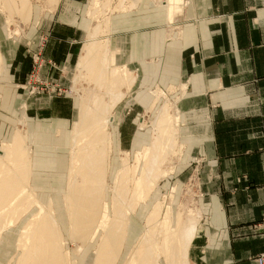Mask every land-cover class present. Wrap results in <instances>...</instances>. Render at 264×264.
Returning a JSON list of instances; mask_svg holds the SVG:
<instances>
[{"label":"crops","instance_id":"crops-1","mask_svg":"<svg viewBox=\"0 0 264 264\" xmlns=\"http://www.w3.org/2000/svg\"><path fill=\"white\" fill-rule=\"evenodd\" d=\"M82 2L59 0L52 15L37 19L33 37L47 34L49 41L43 52L47 60L60 66L74 61L78 65V45L86 31V19L78 14ZM183 3L181 12L185 11L175 40L179 71H168L165 64L166 73L159 81L168 89H179L175 103L180 113V139L186 146L180 172L200 159L203 191L199 202L205 218L192 243V259L195 264H257L255 257L264 251V0ZM116 20L119 23L122 18ZM1 29L0 25L7 72L0 80L22 86L29 80L32 60L15 46L17 41L8 30V41L2 40ZM116 31L115 36L123 35ZM129 42L131 38L127 48ZM171 45L165 48L164 61L168 49L172 53ZM143 59H149L147 63L156 60ZM50 69L52 65H47L42 74L48 76ZM9 86L13 85L2 88L0 101V146L13 140L25 119L33 151L30 185L38 198L55 200L60 209L69 173L76 100L66 94L20 92V88ZM9 111L18 113L13 124ZM118 146L121 144L115 148ZM11 232L3 234L2 247L9 244Z\"/></svg>","mask_w":264,"mask_h":264},{"label":"bare ground","instance_id":"bare-ground-1","mask_svg":"<svg viewBox=\"0 0 264 264\" xmlns=\"http://www.w3.org/2000/svg\"><path fill=\"white\" fill-rule=\"evenodd\" d=\"M33 1L0 0V10L10 12L8 24H15L18 14L27 25ZM113 1L92 0L90 18L99 20L98 11L108 9ZM183 2L160 0L158 3L166 7L170 24ZM144 3L145 0H120L112 6V15L104 19L105 27L99 23L89 31L74 79L76 84L82 81L94 84V89L81 97L79 118L73 125L70 140L67 187L62 196L74 255L82 257L86 247L98 238L92 264H120L128 245L132 214L176 171L175 157L183 147L179 134L180 113L175 104L166 101L152 121L149 144L133 160L128 153H121L122 168L114 183H110L114 143L110 122L117 105L130 94L137 78L128 66L115 64L111 54L110 37L115 32L111 17L130 13ZM118 41L122 46L126 42L123 38ZM2 68L0 50V75ZM160 93L147 114L156 106ZM27 134L24 128L17 129L13 140L0 147V242L3 234L16 226L20 216L30 215L34 211L30 210L32 207L38 208L22 226L16 253L8 264H79L72 256L73 251L66 247V233L53 201L44 205L30 185L33 151ZM173 198L172 194L168 203L158 202L149 211L144 233L129 248L121 264H191L190 250L203 214L193 199L186 203L178 201L176 206Z\"/></svg>","mask_w":264,"mask_h":264},{"label":"rangeland","instance_id":"rangeland-1","mask_svg":"<svg viewBox=\"0 0 264 264\" xmlns=\"http://www.w3.org/2000/svg\"><path fill=\"white\" fill-rule=\"evenodd\" d=\"M35 1L37 0L33 1V14L31 18L32 21H30L31 23H29L28 26H26V22L23 21L24 20L22 19L23 17L21 15L19 16L18 14H16L15 16V24L13 23L8 24V17L10 15L9 14L10 12L6 11L4 8L3 10H0V22L2 21L0 25L2 27L1 30L3 31L2 40L8 41V38H9V35L7 33V30H8L10 35L14 36V38L17 41L15 46H19V50L21 49L23 50V52H25V54L27 53V56H29V58L32 60V70L30 71L29 76H28L29 80L25 82L22 86H18V85L16 86L15 83L13 82L7 83L3 79L0 80V101H2L3 99V97H1V95L3 94L2 88H4L7 84L13 85L9 87L11 89L14 88V90L20 88L21 89L20 92L27 90L28 92L33 91L35 93L46 92V93H53V94H66L68 96L73 97V99L76 100V104H77V110H76L75 116L72 119L73 124L71 123L72 124L71 128L73 130V125L79 118L78 110H80L81 97L85 95L86 92H89V90H91L92 88L94 89V84H90L87 81H82L81 83H77V84L74 82V78L78 74L77 65L75 64V61L74 63H72V65H66L67 68H65L66 67L65 65L60 66L59 64L56 63V61H53V60L49 61L43 56L44 49L49 40H48L47 34L45 33L42 34L40 38L38 37V39L36 38L34 39L33 34L36 29L35 25L37 24V21H38L37 19H39V17L48 18L50 15H52V12L56 10L59 3L55 4L54 2H51L52 0L51 1L50 0H47V1L38 0L37 2ZM48 1H50L52 4L49 3ZM82 1L83 2L81 5V10H80V13L78 14L80 15L82 14V17L86 19L85 20L86 21V27H85L86 31L85 30L83 31L84 37L78 45V52L81 48L80 55L84 49V44L88 41L87 36H88L89 31L93 27H95V25L97 26L99 23L102 24L104 28L105 27L104 19L108 18L107 16L110 17L112 15L111 14L112 8L115 7L119 3L120 0H114L112 3L113 5L111 4V6L108 9H105V10L101 9V11H98L99 15L101 13L100 18H98L99 20H92L89 16V12L93 6L92 0H82ZM158 3L160 4V0H145V3L143 4V6L134 8L133 11L130 13L115 14V16L111 17L112 24H113L112 27L114 31L118 29V31L116 32L123 34V35L115 36L113 32V34L110 37L111 38V54L113 55L115 64H117L120 67L128 66L130 71L136 74L137 78H138V74H137L138 72L140 75L138 82L136 78L135 82L137 83H135L130 94L127 95L120 102V104L117 105V108L114 110V119L110 122V131L112 133V137L114 141L113 154L111 157L113 159V166H111V174L109 178L111 184L114 183L118 170L122 168L121 153L123 152L128 153L130 158L133 160L136 153L138 151H141L144 146L149 144L152 131H153L152 121L155 119V116L158 110L161 108V106L166 101L170 105H173V104L176 105L175 97L178 95L179 92L177 91L179 89L177 90H175L174 88L168 89V86L166 87L162 85L159 79H162V77L166 73L165 66H164L165 64H168V71L169 70H172V72L179 71L178 69L179 61L176 55L177 51H176V45H175L176 41L175 40L178 37L179 28L181 27L180 26L181 19L183 17L181 16V14H183L185 10L183 12H181V9L177 11L178 14L176 13L173 18V23L175 24V26H173V24H170L167 20L166 7L160 6ZM18 6H20V4ZM121 18H122V21H119L118 23L116 19H121ZM118 24L120 25L119 28H117ZM170 25H172L171 28H170ZM173 27L175 28V30L172 29ZM16 28L19 29L18 33L15 32ZM173 31L174 33H172ZM127 36L129 38V41L131 38V42H129L128 48H127V41H128ZM120 38H123L126 40L123 46L118 41V39ZM172 41H173V44L171 45ZM167 44L171 45V46H168V48L169 47L171 48L172 53L170 54V51L168 49L167 60L164 61V57H165L164 51H165V48L167 47ZM34 46H36L37 50L32 49V48H35ZM0 50L2 53V67H3L2 68L3 72L0 75L1 77L7 72V70H4V62H5L4 57L5 56H3L4 54L2 51L3 50L2 47H0ZM131 54H132V57H131ZM143 57L154 58L156 60H154L151 63H147L149 62V59L144 60ZM12 62L13 60L9 62V64H11ZM47 65L49 67L50 65H52V70L50 69V72L52 71V73L49 74L48 76L45 74H42L43 68L46 67ZM144 76H145V79L142 80ZM158 93H160L161 96L156 106L154 107V109L152 110L150 114H147V110L150 109L152 105L155 103V101L157 100ZM117 112L118 114L120 113L118 117H117L118 115ZM9 113L10 115L8 114V116H11V123L13 124V121L16 120L18 113L16 111L15 112L9 111ZM23 120H24L23 123L25 125L26 120L25 119ZM24 125L23 127H17L16 129L18 128L25 129ZM179 133H180V130H179ZM27 135H28L27 136L28 142L32 143L30 134L28 133ZM8 142H3L2 145ZM118 143L121 144V147L118 146V148L116 149L115 147H116V144ZM180 143L183 144V147L179 151L180 153H178L177 156L175 157V159L177 160V161L175 160L176 166H177L176 171L172 173L171 175H169V177L166 178L164 181H162L158 189H156V191L154 192L152 197L148 200V202L146 204H142L138 208V210L132 214V224L130 228L128 229L129 231L128 232V245L125 250L126 252L124 253L125 257L123 256L120 259L121 260L120 264L123 262L124 258H126L129 248L144 233L146 216L149 213V211L152 210L155 204H157L158 202H161L164 204L168 203L170 201L171 195L173 194L174 195L173 200L176 206L180 201H183L184 203H186L188 201L192 202L194 200V202L197 204L198 208L200 209L199 197L202 194L201 191H203L202 189L203 184L201 183V180L199 178L200 177L199 172L201 169V166L199 163L200 159L196 160L194 164L188 166L187 168L184 166L182 168V170L184 171L180 172L179 166H180L181 161L183 160V156H184L185 148H186L185 144L182 143L181 139H180ZM2 145L0 147H2ZM68 150H69V155H70V143H69ZM117 160H118V164L117 162H115ZM32 185L34 186L33 183ZM189 186H191L190 192L188 191ZM65 188H66V185L64 189ZM63 191L65 192V190ZM63 193L61 191L62 203L61 204L59 203L60 209H57L55 200H52V199L50 200L53 201L54 207L56 208L57 213H58V217L64 226V230L66 233V240L68 242L66 247L73 251L74 248L69 238V221L67 220V213L65 212L66 208L65 209L63 208V206L65 207L63 196H62ZM107 194H108V200L110 201L111 200L110 190L107 192ZM39 199L44 205H47L48 202L50 201L49 198L45 201L41 199L40 197ZM30 210H34V211L33 212L30 211V215L20 216L16 226L14 228L9 229L12 231L11 236L9 237V240H8L9 244L3 247L0 245L1 246L0 247V250H1L0 251V263L7 264L8 261L15 255L16 243H17L18 235L21 231V228L26 223V221L29 220L31 215L35 213L36 208L32 207L30 208ZM204 218H205V215H204ZM202 222L203 220H201L200 222L197 233L201 232L200 229L202 226ZM14 241H16L15 244H14ZM97 243H98V238L96 239L95 242L90 243L86 247V249L83 251V256L80 258L78 257L80 255H74V251H73L72 252V256L74 255L73 258L77 259L79 261V264H92L93 259H94L93 251L96 248ZM191 247L192 248L190 250V258H191L190 260H191V264H195V262L192 259L194 255L193 245ZM203 264H211V263L204 262Z\"/></svg>","mask_w":264,"mask_h":264},{"label":"built area","instance_id":"built-area-1","mask_svg":"<svg viewBox=\"0 0 264 264\" xmlns=\"http://www.w3.org/2000/svg\"><path fill=\"white\" fill-rule=\"evenodd\" d=\"M261 226H262V229L264 230V215H263V224ZM255 261L257 264H264V251L256 256Z\"/></svg>","mask_w":264,"mask_h":264}]
</instances>
